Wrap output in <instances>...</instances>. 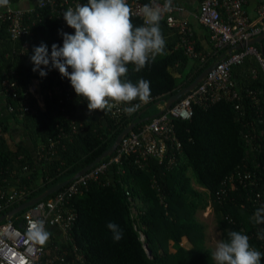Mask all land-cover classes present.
I'll return each mask as SVG.
<instances>
[{"label":"trees","instance_id":"16d2710c","mask_svg":"<svg viewBox=\"0 0 264 264\" xmlns=\"http://www.w3.org/2000/svg\"><path fill=\"white\" fill-rule=\"evenodd\" d=\"M132 23L142 25V21L133 16ZM6 27L7 23H0V89L8 114L32 139L37 156L33 158L25 147L13 141L8 122L0 118V192L26 190L29 195L23 201H27L91 164L113 145L132 117L113 120L108 110L89 113L87 102L78 98L73 88L66 93L70 81L61 77L58 70L42 69L48 73L43 78L32 71L33 48L43 43L49 49L61 39L56 21H41L31 28L32 37L15 42L9 38ZM160 27L169 38L163 54L150 60L140 72L134 71L132 65L128 66L127 79L133 83L141 78L150 82L148 107L160 98L168 100L191 84L214 60L212 57L200 67L196 66L181 48L175 49L180 38L178 31L161 23ZM24 42L30 47L21 55ZM253 68H256L254 61L247 60L232 70L234 77L243 79L244 89L249 82L254 83L251 88L264 87L263 83L261 86V83L251 82L249 73ZM257 75L260 79L259 71ZM4 80L16 83L13 91L16 96L6 95V87L2 85ZM34 80L39 83L36 97L26 95ZM57 86L63 90L61 94H56ZM39 98L45 102L43 108L37 104ZM137 103L139 101L131 104ZM25 107L29 111H25ZM245 109L246 115L240 122L236 120L232 103L222 101L206 109L195 107L190 122H175L183 146V158L177 166L165 168L151 161L147 169L139 171L128 162L130 158H122L120 166H111L107 174L89 181L81 194L72 196L69 207L76 210V220L69 234L72 244L83 256L84 264H215L212 250L204 245V226L197 219L198 213L204 211L210 201L221 240L227 239L230 231L261 233L264 227L251 220L253 205L247 201L250 190L232 189L227 203L218 205L214 201V194L224 178L236 168L248 169L261 177V169L254 168L252 161L244 166L248 162L245 157L249 149L244 144L243 134L251 122L255 130L264 129V126L254 119L255 108L246 104ZM96 114L101 120L96 119ZM51 144L54 147L49 150ZM248 158L253 159L251 153ZM109 159L110 156L103 161ZM262 173L261 182L254 190L264 192V171ZM153 180L161 189L163 203L151 185ZM192 183L206 189L208 194L198 192ZM125 190L129 191L133 202L136 199L138 203V198L144 201L139 214L132 215L133 206L127 200ZM19 205L0 211V216ZM22 214L11 219L16 227L21 223ZM109 222L122 230L123 238L119 242L113 240V233L107 227ZM140 233L144 236L143 242ZM182 237L189 241L190 248L180 246ZM145 246L151 252L150 256ZM53 247L47 246V257L58 253ZM261 253V264H264V251Z\"/></svg>","mask_w":264,"mask_h":264},{"label":"built area","instance_id":"2783aa9c","mask_svg":"<svg viewBox=\"0 0 264 264\" xmlns=\"http://www.w3.org/2000/svg\"><path fill=\"white\" fill-rule=\"evenodd\" d=\"M17 1L10 0L9 7L0 8V23H7L9 38L13 42L32 37L31 28L46 19L56 21L60 31L74 34V30L69 28L64 21L63 13L68 7L74 8L77 4L87 2V0H42V3L38 2L35 6L22 9L15 6ZM127 2L132 8L133 17L140 19L143 24L140 9L145 4L153 3V0H127ZM154 2L163 5L165 0L161 2L154 0ZM243 5L244 0H199L197 19L208 30L216 52V55L211 56L214 57V60L211 62V69L205 78L195 89L174 103L169 109H165L166 100L160 98L156 103L161 108L160 113L147 121L140 122L138 119L142 111L149 108L148 104L151 100L147 104H141L139 109L131 115L125 114L122 109L135 104L117 105L109 111L113 120L132 117L128 126L134 122V128L123 136L113 152V156L111 155L108 161L102 160L84 175L70 181L61 190L52 194L53 197L44 198L24 210L21 216V228L13 224L12 218L0 224V264H84L83 256L78 248L72 244V238L69 234L76 220V210L69 207V199L74 195L81 194L89 181L98 180L101 175L107 174L106 172L111 166H120L122 158H130L128 162L139 171L147 169L151 161H155L165 168L177 166L183 158V146L177 135L175 122H190L195 107L206 109L222 101L232 103L237 114L236 120L242 122L246 115L245 105L249 104L255 108L256 118L254 119L258 120L260 125L263 124L261 127L264 126V87L261 85L262 88L258 89L247 87L245 90H239L232 75L234 67L242 66L247 60H252L257 64L262 75V81L259 80L258 83L264 84L263 42L254 45L246 44L259 37L264 31V0H261L257 9V18L253 21L248 19ZM172 8L171 12L162 15L160 22L163 21L170 29H176L181 39L178 47L184 50L188 58L198 60L203 65L210 59V56L196 50L195 43L191 39V28L186 21L176 19L175 12L178 8L173 2ZM242 44L246 45L240 47ZM56 45L62 47V36ZM29 47L30 44L24 42L20 54L23 55ZM51 47L52 45L48 49L49 54H51ZM237 47L240 48L236 49ZM230 49L232 50L230 51ZM250 75L253 79H257V70L251 69ZM38 84V81L34 80L26 95L31 94L36 97ZM2 85L6 87L7 96H16L13 93L16 86L14 81L4 80ZM58 87L56 94H61L63 90ZM66 90L67 94L71 92L70 83ZM37 104L43 108L45 106L43 98H39ZM24 110L29 111V108L25 107ZM248 126L252 130L248 129L243 138L246 145L250 146L251 149L249 148L246 153L245 161L248 162H245L244 166L246 167L249 161H252L254 168L261 169V177H256L255 173L248 169L238 167L229 178L223 180L220 188L214 194V201L218 205L227 203L231 187L250 190L251 194L247 201L252 203L255 213L257 209L264 207L263 190H254L255 187L259 186L264 171V129L255 130L253 122ZM53 147L54 145L51 144L49 150H52ZM249 153L253 157L251 160L248 158ZM120 173L123 174V171ZM151 185L157 190L160 203H163V195L156 180H153ZM205 191L208 194V191ZM28 195L29 192L26 190L13 189L0 192V201H3L0 203V211L29 201H23ZM125 196L133 206L134 202L128 190H125ZM209 205L213 207L211 201ZM34 219L44 220L45 228L51 235V229L57 231L54 234L58 240H52L50 235L49 240L43 246L30 241L27 233L30 223ZM261 226L264 227V224ZM134 228H137L136 225ZM241 233L249 237V243L252 247L260 252L264 251V240L259 239L257 233L248 234L244 230H241ZM140 240L144 241V236L141 233ZM49 245H53L54 251L58 252L53 257H47V246Z\"/></svg>","mask_w":264,"mask_h":264},{"label":"clouds","instance_id":"9594fccd","mask_svg":"<svg viewBox=\"0 0 264 264\" xmlns=\"http://www.w3.org/2000/svg\"><path fill=\"white\" fill-rule=\"evenodd\" d=\"M9 2L0 0V8L9 7ZM172 10V0H165L163 5L153 0L140 9L143 24L134 26L127 0H87L74 8L68 7L63 19L74 34L60 31L63 45L53 44L50 55L47 45L34 47L30 58L32 71L43 78L48 73L42 69L58 70L61 77L70 81L76 96L87 102L89 113H105L117 105L139 101L122 109L131 115L141 104L150 102L151 90L149 81L141 78L133 83L127 79L128 66L140 72L150 60L163 54L166 41L160 20ZM251 220L256 225L264 224V207L257 209ZM107 227L115 242L123 238L117 224L109 222ZM50 235L44 220L31 221L27 236L34 244L45 245ZM258 238L264 239V230L258 233ZM261 257L262 253L250 245L249 237L238 231H230L227 239L219 240L212 253L215 264H261Z\"/></svg>","mask_w":264,"mask_h":264},{"label":"crops","instance_id":"0c3cea01","mask_svg":"<svg viewBox=\"0 0 264 264\" xmlns=\"http://www.w3.org/2000/svg\"><path fill=\"white\" fill-rule=\"evenodd\" d=\"M159 2L163 1V0H158ZM172 2L177 6L178 10L177 12H175V17L178 20H183L186 21L188 26L191 28L192 30V37L191 39L194 41L195 43V48L199 53L205 54V55H209L210 58H212L211 56L216 55L213 43L210 40V34L208 32L207 29H205L198 21L197 19V15H198V11H199V0H172ZM261 0H244V5H243V9L248 17V19L250 20H255L257 18V9L260 5ZM38 3V0H18L15 4L16 7L18 8H28V7H32L35 6ZM161 24L166 25L163 21L160 22ZM162 30V34L164 36L165 41H167L169 38L168 36H166V34L164 33L165 31L163 30V27L161 28ZM176 30V29H174ZM179 33V32H178ZM180 38L177 41L176 45H175V49L176 48H181L178 47L180 44ZM182 49V48H181ZM183 50V49H182ZM184 51V50H183ZM187 57V56H186ZM188 58V57H187ZM190 61L193 62V64H195L196 66H201V64L199 63L198 60H194L191 58H188ZM254 66H256V70L259 71V78L260 79H253L251 77V82H259V80L262 81V75L260 70L258 69V66L256 63H254ZM250 74V73H249ZM258 77V75H257ZM235 79V83L238 86L239 90H245L247 87L251 88V84L254 86V83H248V86L244 87V81L241 77H234ZM190 85V84H189ZM262 85V83H261ZM253 88V87H252ZM183 89V88H182ZM181 90V89H180ZM179 91V90H178ZM177 91V92H178ZM176 92V93H177ZM149 108H151L150 112H148ZM147 108L146 110L142 111L141 113V117L138 119V121H147L149 120L151 117L157 115L158 113H160L161 108L158 107V105L155 103L154 105H152L151 107ZM96 117L97 120H101V117L96 114L94 115ZM0 118L3 120H6L8 122L9 125V133L12 136V139L15 143L22 145L23 147H25L32 155L33 158L36 159L37 156V149L35 147V145L33 144L32 139L29 137V135L27 134V132L25 131V129L23 128V126L19 123H17L7 112L6 109V105L2 96V91L0 89ZM249 130H252L250 127L248 128ZM247 129V130H248ZM247 132V131H246ZM244 132V134L246 133ZM243 134V135H244ZM243 140V139H242ZM244 144L246 145L245 141ZM246 147L249 149L250 146L248 147L246 145ZM251 149V148H250ZM248 151V150H247ZM237 169V168H236ZM235 169V170H236ZM234 170V171H235ZM234 171H232L231 173H233ZM228 174L224 180L231 175ZM192 186L198 191V192H206V189H202L200 187H198L195 183H192ZM237 190L234 187H231V190ZM138 206V210L137 207ZM140 206H144V201L141 198H138V203L135 199L133 207H132V215H136L139 214L140 211L139 209L141 208ZM207 214H210V210L213 209L210 205L207 206ZM205 209V210H206ZM202 211V212H205ZM203 225V224H202ZM204 226V225H203ZM217 229V226H216ZM218 230V229H217ZM50 232H52L51 235V239L52 240H58V238L56 237V235L54 234L55 230L51 229ZM219 232V240H221L220 237V231ZM204 245L206 246V239H205V243ZM180 246L188 249L191 247V244L189 243V241H187V239L185 237L181 238L180 241ZM207 248H209L208 246H206ZM210 249V248H209ZM213 252V251H212Z\"/></svg>","mask_w":264,"mask_h":264},{"label":"water","instance_id":"95a60500","mask_svg":"<svg viewBox=\"0 0 264 264\" xmlns=\"http://www.w3.org/2000/svg\"><path fill=\"white\" fill-rule=\"evenodd\" d=\"M263 41H264V31L262 32V34L259 37L250 40L246 44L247 45L261 44ZM246 44H242L240 47H243ZM240 47H237L236 49H239ZM231 50L232 49H230V51ZM210 69H211V67L209 66L198 77H196L194 79V81L190 85H188V86L184 87L183 89L179 90L177 93H175L174 95H172L168 100H166L165 109H169L174 103H176L178 100H180L186 94H188L193 89H195L197 87V85L205 78V76L210 71ZM155 116H157V115H155ZM153 117H151L150 119H152ZM140 122H143V121H140ZM134 126H135V123L134 122L131 123L117 137V139L115 140V142L113 143V145L107 151H105L101 156H99L97 159H95L91 164H89L88 166L84 167L81 171H79L77 174H75L72 178H70V179H68L66 181H63L61 183H58V184H56V185L48 188L46 191H44L39 196H37L35 198H32L29 201H27L25 203H22L18 207L10 210L9 212L1 215L0 216V224L3 223L4 221L10 220L12 217H14L15 215H17L18 213L23 212L24 210H26L27 208L35 205L37 202L43 200L44 198H47V197L51 196L52 194H55L56 192H58L59 190H61L63 187H65L70 181L78 178L81 175H84L86 172H88L96 164L100 163L105 158L111 156L113 154V152L115 151V149L117 148V146L120 143V141L123 138V136L127 135L129 133V131H131L134 128ZM21 226L22 225L19 224V228H21ZM145 250L147 252V255L150 256L151 255V252L146 248V246H145Z\"/></svg>","mask_w":264,"mask_h":264},{"label":"rangeland","instance_id":"374dc122","mask_svg":"<svg viewBox=\"0 0 264 264\" xmlns=\"http://www.w3.org/2000/svg\"><path fill=\"white\" fill-rule=\"evenodd\" d=\"M150 110L151 108H149L148 112H150ZM210 211L211 212L209 215L207 214V209L205 210V212L198 213L197 219L201 224L204 225L206 246H208L214 252L216 243L219 241V232L216 229V217L214 209H211Z\"/></svg>","mask_w":264,"mask_h":264}]
</instances>
